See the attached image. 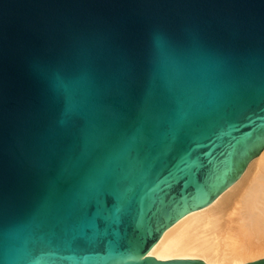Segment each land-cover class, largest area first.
Wrapping results in <instances>:
<instances>
[{
	"label": "water",
	"instance_id": "95a60500",
	"mask_svg": "<svg viewBox=\"0 0 264 264\" xmlns=\"http://www.w3.org/2000/svg\"><path fill=\"white\" fill-rule=\"evenodd\" d=\"M263 148L264 0H0V264H205L147 253Z\"/></svg>",
	"mask_w": 264,
	"mask_h": 264
},
{
	"label": "bare ground",
	"instance_id": "6f19581e",
	"mask_svg": "<svg viewBox=\"0 0 264 264\" xmlns=\"http://www.w3.org/2000/svg\"><path fill=\"white\" fill-rule=\"evenodd\" d=\"M147 255L241 264L264 256V148L208 205L166 228Z\"/></svg>",
	"mask_w": 264,
	"mask_h": 264
}]
</instances>
